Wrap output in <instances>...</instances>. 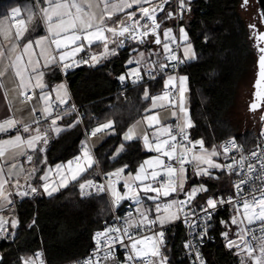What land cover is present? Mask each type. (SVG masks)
I'll use <instances>...</instances> for the list:
<instances>
[{
  "label": "snow or ice",
  "instance_id": "6c2138e0",
  "mask_svg": "<svg viewBox=\"0 0 264 264\" xmlns=\"http://www.w3.org/2000/svg\"><path fill=\"white\" fill-rule=\"evenodd\" d=\"M171 2L172 0H161L159 3H155L154 0H34L31 5L13 8L7 22L0 21V62L15 54V59L0 71V90H2L0 95L11 111V102L7 101V89L3 83V77L11 69L14 78L18 81L17 87L21 90V102L28 103L35 98L41 104L39 109L35 105L32 106L31 114L34 119L30 123L16 119L14 114L0 119V134L6 135V138H0V212L14 203L11 198L13 195L21 197L29 195L28 191H21L24 186L20 184L19 177L24 172V168L16 162L17 158L23 156L31 163L33 155L29 154V150L32 153L43 152L44 148L38 149V145L48 144L49 132L59 135L64 131V128L58 125V121L68 114V110H61V106L70 99L66 85L62 83L49 89L43 82L44 72L41 69L58 66L66 71L80 64H89V61L94 66L102 59L116 55L117 49L124 47L127 40L143 44L149 37L152 38V43L162 46L165 61L182 63L183 61L170 47V43L176 42L172 29L163 30V39L158 31L161 22L157 21V13L165 12V5L171 6ZM176 3V13L165 12L167 19H172L174 15L180 16L185 10H191L188 6L189 0H176ZM244 3L246 4L247 0H244ZM39 25L43 26V35L36 32ZM249 27L255 29L256 26L249 25ZM180 35L181 39L187 41V33L183 28L180 29ZM254 35L259 53V78L254 85L257 89L255 96L264 99V47L260 46L261 42H264V33H254ZM94 45L102 46V51L93 53L89 59H76L79 53L90 51ZM190 48L189 44L184 49L186 58H191L188 57ZM139 57V60H129L128 64L145 63L144 53H139ZM167 67H169L168 63L151 61L148 74L151 76L152 71L157 68L163 72ZM128 76L134 77L133 83L143 79L139 66L129 69V72L121 75L119 79L124 81ZM152 79H155V76H152ZM186 81V76L169 75L164 83L166 90L162 94L152 96L147 88L144 89L143 99L151 101V107L145 108V113H152L158 107H170L173 109L171 116L177 121L174 130L172 124H162L158 114H146L143 117L146 124L142 136L144 146L149 151L156 152L157 156L140 164L135 175L129 172L125 178L127 165L107 173V186L98 185L91 179L79 183L82 194L90 188H95L98 193L110 192L112 204L116 206L125 199L133 200L137 205L136 212L139 217L133 218L129 213L124 226H109L97 232L94 237L95 250L83 264H109V262L115 264L114 245L116 244L127 250L125 264H167V257L161 250L164 245V232L153 229L156 227L162 229L166 223L178 219L181 213H184L186 220L189 215L195 216V209L185 213V208L192 204L198 193L209 191L205 185L192 187L190 190L185 189L186 165H191L197 176H208L209 179L213 178V170L226 171L239 177L233 185V196L227 199L209 196L203 205L197 207L204 213V219H210L212 216L210 209L214 210L222 204L232 205L234 215L230 223L240 230L234 233L237 239H229L228 232L222 233L227 240L226 246L230 250H237L236 254L241 257L240 264H264V235H256L257 231L264 234V148L258 146V150L246 156L243 154V147L236 143L235 138L221 145L222 152L216 146H212L211 149L206 148L203 139L191 140L186 131L193 127L185 108ZM257 107V103L250 105L253 111ZM71 110H75L74 106ZM181 114H184L182 122H180ZM114 123L109 120L98 125L88 134V139L99 133L110 134L114 131ZM42 125L46 126L42 127ZM135 129L136 125H133L124 133L125 141L137 138ZM149 130H151L150 135ZM234 150L240 153L239 159L230 155ZM221 155L231 160V163L218 161L216 158ZM95 163L86 140L82 142L80 155L69 160L66 165L56 166L59 183L50 180L49 174L52 169L40 177L45 182L42 185L44 192L51 196L61 187H67L70 181L81 180L84 173ZM36 170L33 168L32 172ZM31 175L32 173H29L24 179L27 181ZM121 181L126 190L124 192L116 187ZM9 184L15 189L14 193L5 190ZM28 187L32 193L37 192L36 187L30 184ZM141 192L153 202V208L144 206ZM148 193L154 195H147ZM174 194L177 197L183 194L184 199H167ZM152 213L154 215H151ZM9 223L15 228L18 222L15 219L9 221L0 215V231H5V225ZM221 223L228 226L227 222L221 221ZM257 224L258 229L253 227ZM141 229H146L151 234H143ZM206 234L205 228L201 238ZM185 246L192 247L190 243ZM257 249L259 254H256ZM40 255L36 253L35 258H22V264H36ZM195 256L201 260V264H204L198 251L195 252Z\"/></svg>",
  "mask_w": 264,
  "mask_h": 264
},
{
  "label": "trees",
  "instance_id": "16d2710c",
  "mask_svg": "<svg viewBox=\"0 0 264 264\" xmlns=\"http://www.w3.org/2000/svg\"><path fill=\"white\" fill-rule=\"evenodd\" d=\"M34 0H0V16L10 8ZM241 0H189L190 11H185L183 23L189 41L195 51V58L185 61L182 72L188 76V108L193 127L189 136L203 139L205 147H219L225 138H235L244 150L251 146L256 131H238L228 118L239 78L247 66L253 50L249 39V28L238 11ZM153 43H131L118 54L98 66L81 64L65 73V79L75 103L83 112V126L91 129L100 122L114 121V131L104 137L93 149L96 165L84 173L79 181H72L67 187L51 196L37 190L32 197L15 198L13 215L17 219L14 235L0 239V264H17L21 255H30L41 248L46 264H63L75 259L91 247V235L97 228L105 227L112 216V202L105 192L88 196L81 195L79 183L85 179H98L96 166L103 174L114 172L124 165L125 173L133 172L147 154L139 139L123 143L122 152L113 157L116 148L122 144L121 135L139 118L150 101L143 99L144 89L150 95L162 87V77L154 80L129 84L117 83L111 79L125 71V60L130 53L140 48L148 50ZM156 45L155 48H158ZM158 52L155 61L161 60ZM152 58V57H151ZM151 58H147L151 60ZM149 65V64H148ZM151 65V64H150ZM148 66L142 67L144 72ZM69 106L67 110H69ZM68 122L75 118L67 115ZM84 137L81 124L62 131L52 138L44 152L34 153L37 167L33 182L40 187V176L46 163L52 164L75 156ZM233 174L218 170L212 179L208 176L191 177L190 184L205 185L209 191L198 193L195 201L210 194L231 191ZM122 183L117 184L120 190ZM232 211L219 210L211 220L214 240L202 245L206 264H237L238 255L226 249L222 233L232 231ZM221 221L227 222L226 227ZM184 228L176 222L164 230L162 254L167 264H189L183 250ZM119 260L121 257H116Z\"/></svg>",
  "mask_w": 264,
  "mask_h": 264
},
{
  "label": "crops",
  "instance_id": "0c3cea01",
  "mask_svg": "<svg viewBox=\"0 0 264 264\" xmlns=\"http://www.w3.org/2000/svg\"><path fill=\"white\" fill-rule=\"evenodd\" d=\"M155 1H157V0H154V2H155ZM32 3H33V2H27V3H24V4H22V5H16V6L10 8L9 11H8L6 14L0 16V21L7 22L8 19H9V13L11 12V10H12L13 8H15V7H21V8H23L25 5H31ZM94 11H98V10L94 9ZM36 32H37L39 35H43V34H44V32H43V26H42V25H39V26L37 27V29H36ZM185 32H186V30H185ZM186 33H187V32H186ZM162 39H163V38H162ZM184 41H185V40H184ZM187 41L189 42V36H188V34H187ZM183 44H184V42H183ZM110 47H115V45H110ZM155 47H156V44H154V46H153L152 48H149L148 50H146V51L148 52V54L146 55L145 63H143L142 65L128 64V61H129V60H137V58L134 57V55H135L134 53H135L136 51L130 53L129 56L127 57V59L125 60V67H126L125 71H123V72H122L121 74H119L117 77H116V76H113V74H112L111 71H108V74L111 76L110 78H111V79H115V80L117 81V83H121V84H122L123 82L129 80V79L134 78V77L128 76L124 81H121V80L119 79V77H120L121 75H126V74L129 72V69H131V68H135V67H138V66H139V67L141 68V70H142V67H144V66H146V65L149 66L148 64H149V63L151 64V61H155V60H156V55L158 54V52H159V51H160V52L163 51V48H162V47L160 48V45H159L158 48H155ZM118 50H120V49H117V54H118ZM100 51H102V46H101V47H96V46L94 45L90 51L86 50L85 52H81V53H79L78 56L76 57V59L79 60V59H80V58H79V55H81V54H88V57H87L86 59H89V57H90L93 53H98V52H100ZM191 53H192V52H191ZM193 54H194V56H193ZM182 55H183V54H182ZM113 56H115V55H113ZM113 56H109V57L106 58V59H102L99 63H96L94 66H92L91 61H89V64H86V65H88V66H92V67H95V66H98V65H100L101 63L105 62L106 60L112 58ZM148 57H149V58L152 57L151 60L147 59ZM188 57H191V58L184 59V60H185V61H190V60L194 59V58H195V53L193 52L192 54H189ZM13 59H15V54H12L11 57H6V58L4 59L3 62H0V71H2L4 68H6V67L8 66V64L10 63V61L13 60ZM41 63H43V61H41ZM80 65H81V64H80ZM76 67H77V66L71 67V68L67 69L66 71L61 70V68L58 67V66H51V67H49V68H42V69H41V70L44 72L43 82L48 86L49 89L55 88L56 86H58V85H60V84H62V83L66 85L67 93H68V96L70 97V99H68V102H67V103H69L71 100L74 101V99H73V96H72L71 90H70V88H69V86H68V82H67L66 79H65V73L68 72V71H70V70H72V69H74V68H76ZM181 76H186V77H187V81H186V84H185V87H186L185 97H187V100H186V101H188V76H187L185 73H182ZM3 83H4V85H5V88L7 89V101H10V102H11V111H9V109H8V107H7V102L3 99V96L0 95V119H3L6 115H13V114H14V116H15L16 119H18V120H22V121H24V123H30V122L34 119V117H33L32 114H31L32 106L35 105V106L37 107V109H39V108L41 107V104L38 103L37 100H36L35 98H34L31 102H28V103H22V102H21V100H22V98H21V96H20V91H21V90L17 87V83H18V81L14 78V75H13V72H12L11 69H9L8 74H7L5 77H3ZM0 91H2V90H0ZM36 91H37V93L39 92L38 89H37ZM186 101H185V108H186V110H187V115H188V117L190 118L189 108H188V102H186ZM74 102H75V101H74ZM67 103H66V104H67ZM150 107H151V101H150V103H149V105H148L147 108H150ZM172 111H173V109L170 108V107H165V108H159V107H158V108L154 109L152 113H145V111H144V113H143L139 118H137L136 120H134V121H133V122H132V123L126 128V129H125V131L122 133V135H121L122 144H120V145L118 146L119 148H118V147L116 148V150H115V152H114V154H113V157L118 156V155L122 152V150H123V148H124L123 143L129 142V141H125V140H124V133L127 132V130H128L130 127H132L133 125H136V129H135V135H136V137H137L136 139H139V140H140L143 149H144V150L146 151V153H147V154L141 159V161L139 162V164L136 166L135 170H134L133 172H130L131 174L135 175V173H136V171H137L139 165L142 164L145 160L152 159L153 157H155V156L158 155V154H157L156 152H154V151H149V150L144 146V142H143L142 136H143V134H144V132H145L146 124H145V122L143 121V117H144L146 114H149V115H150V114H158L159 119L161 120V123H162V124H167V122H168L171 118H173V117L171 116V112H172ZM69 114H70V111L68 110V114H67V115H69ZM37 115H39V112H37ZM67 115H65V116L63 117L62 120L58 121V125L61 126L62 128H64V130L70 128L69 125H73V124H75V122H76L75 120H73L72 122H68V118H69V117H68ZM183 115H184V114H181V122L183 121ZM190 120H191V118H190ZM108 121H109V120H106V121L100 122V123H98V124H95L94 126H92L91 130L94 129L95 127H97L98 125L103 124V123H106V122H108ZM137 121H140V123H137ZM33 126L35 127V125H33ZM43 126H46V125H42V127H43ZM186 130L189 131V128L186 129ZM112 132H113V131H112ZM112 132H111V133H112ZM60 133H61V132H60ZM60 133H59V134H60ZM111 133H110V134H111ZM10 134H11V133H10ZM10 134H9V135H10ZM150 134H151V130H149V135H150ZM25 135H27V134H25ZM107 135H109L108 132L99 133V134H97V136L92 137L90 140H89L88 138H86L85 136L83 137V141H82V142H84V141H86V140L88 141L89 148H90V150H91V153H92L94 159H95L94 152H93L94 147H95L96 145H98V144L102 141V139H103L104 137H106ZM56 136H57V134H55V133H53V132H49V142H50V140H51L52 138H54V137H56ZM0 138H6V135H5V134H0ZM133 140H135V139H133ZM49 142H48V143H49ZM47 146H48V144H47V145L40 144V145H38V149H39L40 147H43L44 150H45V149L47 148ZM81 148H82V143H81ZM81 148H80L79 152H78L75 156H73V157H71V158H69V159H66V160H64V161H59V162H56V163H52V164H48V163H46L45 166H44L43 172L41 173V176H43L46 172H48L49 169H52V172L49 174V175H50V180H55V181H57V183H59V178H58V175H57L56 166H57V165H66L67 162H68L69 160H73L74 157H76L77 155H80V154H81ZM121 148H122V150H121ZM197 148H198V146H197ZM43 152H44V151H43ZM43 152H42V153H43ZM117 153H119V154H117ZM29 154H30V155H33V161H32L31 163H29V162L26 160V158L23 157V156L18 157V158H17V161H16L18 164L22 165L23 168H24V172L20 175L19 180H20V184L24 186V187H22V188H25L28 192L31 191V189H27L29 184H30L32 187H36V186H35L36 184L33 182V178H34L35 172H32V170H33V168L37 169V167L35 166V163H34V153H32V152L29 150ZM223 160H224V159H223ZM223 160L221 159V162H222ZM95 161H96V159H95ZM225 162H226V163H229V160H226ZM95 165H96V163H95L93 166H95ZM186 168H187V182H186V184H185V189H186V190H190L192 187H199V186H200L199 184H190V183H189L191 177H193L194 175H196L194 169L192 168V166H191V165H186ZM96 169H97V172H98V174H99L100 170H99L98 166H96ZM217 171H218V170H213V175H214V176L216 175V172H217ZM29 173H32V175H31V177L26 181V180L24 179V177L27 176ZM100 173H101V172H100ZM128 173H129V172L124 173L125 178L128 176ZM102 174H103V173H102ZM41 176H40V177H41ZM91 180L94 181V180H96V179H91ZM14 182H15V181L13 180V183H14ZM70 182H72V181H70ZM70 182H69V183H70ZM26 183H27V184H26ZM44 183H45V182H44L43 180L40 179V187H39V189H37V190H39V192H42L45 196H49L47 193L44 192V189H43V187H42V185H43ZM69 183H68V184H69ZM121 183H122V187H121L120 191H121V192H124V191H126V190L123 188V181H121ZM116 187H117V186H116ZM36 188H37V187H36ZM63 188H64V187H61L59 190H61V189H63ZM5 190H6V191H11V192H13V193L15 192V189L13 188L12 184H9V185L6 187ZM49 190H51V189H49ZM86 190H87V189H86ZM86 190H85V193H84V194H82V192H81V190H80L81 195H83V196H88L87 193H86ZM57 192H58V191L54 192L53 194H55V193H57ZM36 193H37V192H36ZM36 193H33L32 196L35 195ZM53 194H52V195H53ZM106 195H107V196L109 197V199L112 201V197H111V195H110V192H108V194H106ZM147 195H154V193H148ZM180 195H182V194H180ZM141 196L144 197V201H143V202H144V206H145V207H147V208H153V207H154L153 202L150 201V200H148L143 192H141ZM11 198H12V200H13V202H14V199H15V198H20V196H12ZM21 198H23V197H21ZM169 198L172 199V197H169ZM169 198H167V199H169ZM135 205H136V204H135ZM13 206H14V203H13L12 205H9L8 208L10 207V210H11V211H10V214L12 215V218L15 219V220H17L16 217H15V216L13 215V213H12V211H13ZM136 208H137V205H136ZM6 210H7V209H6ZM4 212H5V210H4L3 212H0V215L4 216ZM151 215H154V213H152ZM5 216H6V215H5ZM5 216H4V217H5ZM132 216H133V218H136V219L139 218V217H138V214H137V212H136V209H135V212L132 214ZM5 218H6V217H5ZM174 223H176V219H175V220H172L170 223H166V224L163 226L162 229H161L160 227H156V228L153 229V231H160V230H163V232H164V230H165L166 228H169V227H170L172 224H174ZM5 228H6V227H5ZM10 229H11V230H10ZM14 229H15V228H13V227L10 226V225H9V228H8V225H7V228H6V230H5L6 235L3 234V235L0 237V239L3 238V237L6 238V237H8V236H13V235H14ZM134 231H135V230H134ZM140 231H141V232H145V231H148V230H146V229H141ZM149 234H151V232H150ZM39 249H41V248H39ZM43 255H44V254H43ZM154 259H155V258H154ZM109 264H112V262H109ZM115 264H121V263H120V260H119L118 258H116V260H115Z\"/></svg>",
  "mask_w": 264,
  "mask_h": 264
},
{
  "label": "built area",
  "instance_id": "2783aa9c",
  "mask_svg": "<svg viewBox=\"0 0 264 264\" xmlns=\"http://www.w3.org/2000/svg\"><path fill=\"white\" fill-rule=\"evenodd\" d=\"M161 2V0H157L155 1V3H159ZM131 11V9L129 10ZM167 11H171L173 13H176L177 11V3L176 0H172L171 2V6L165 5V12ZM186 11V10H185ZM185 11L182 13V15L180 16H176L174 15V17L172 19H167L165 17V12H158L157 13V21L161 22V28L158 30L161 33V39L163 38V30L164 28L168 27L170 29H172V34L174 36H176V42L175 43H170V47L172 48V50L175 52V54L180 58L181 61H183L182 63H177L175 61H165L164 60V53L162 51V55H161V60L160 62H164V63H168L169 67L165 68L163 72H160L159 69L157 68L156 70L152 71L151 76L148 74V69L151 67V65H149L144 72H141V75L143 76V79L140 80L141 81H148V80H154L152 79V76H155V79L158 77H162V87L160 89V91L158 93H156L155 95L158 94H162L166 89L164 88V83L167 80V77L169 75H176V76H181L182 69L185 65V60L184 57L182 55V45L184 40L181 39V35H180V29L183 28L185 31V24L183 23V15L185 13ZM152 38L149 37L147 38V41L145 43H152L151 42ZM131 43H137L136 41H132V40H127L125 42L124 47L122 48H118V49H125L128 45H130ZM88 57V54H81L79 55V58H84L86 59ZM172 65H175V67H173ZM133 79H129L127 80V82L129 84H135L133 83ZM137 82V83H139ZM177 87H178V82H177ZM29 94H31V92H29ZM153 95V96H155ZM69 108L70 113H74L75 121H80L79 124H81V126L83 127L84 130V136L86 138H88V134L92 131L91 129H85L83 126V112L80 109V105L75 103L73 100H71L69 103L61 106V110H67V107ZM74 106V111H72L71 109ZM181 122V121H180ZM177 123L175 118H171L167 124H172L174 126V130H175V124ZM187 131V130H186ZM187 133L189 134V132L187 131ZM262 133H264V119H262L258 125V128L256 130V135L255 138L251 144V146L249 147L248 150H244L243 148V154L244 155H248L250 152L252 151H256L258 150V146L264 148V135H262ZM191 140L195 141L194 139H192L190 137ZM232 138H225L223 139L220 144H219V148L221 150V152L223 151L221 145H223L225 142L231 140ZM236 141V140H235ZM236 143L238 145H241L239 142L236 141ZM242 146V145H241ZM243 147V146H242ZM230 155L232 156H236L237 159H239L240 153L237 151H232L230 153ZM252 163H255V161H251ZM229 163H231V160H229ZM259 167V165H257V168ZM239 179V177L233 175L232 179H231V184H230V188L231 191L226 192V193H217V194H210L205 196L202 199H199L197 201H195V199L193 200L192 204L188 207L185 208L184 212L188 213L191 211V209H195L196 215L192 216L189 215L188 219H185V215L184 213L180 214V217L178 219H176V222H179L182 224L183 228H184V238H183V250H184V254L187 258V261L189 262V264H201V260H198L195 256V252L198 251L200 253L201 259L204 262V264H206V261L202 255V250L201 247L202 245H204L205 243H208L210 241L214 240V233L211 230V220L214 217V215L219 211L222 210L224 208H229L232 212L231 214V218L234 215V210H233V206L230 204H222L219 205L216 209H210L209 211L212 212V216L210 219H204V213L200 211V208L197 207V205H203L206 198L209 196H215L216 198H225L227 199L229 196H233L234 195V188L233 185L234 183ZM94 182L98 185H105L107 186L108 184V176L106 174H102L99 172V178L94 180ZM21 191H27L25 188H21ZM87 195H91L94 193H98L96 191L95 188H90L86 190ZM100 193V192H99ZM106 194H108V192H105ZM32 192H29V195L27 196H23V197H32ZM21 198V197H20ZM173 198H177V199H184L183 194L179 195L178 197L174 196ZM171 198H169L170 200ZM112 202V201H111ZM112 204V203H111ZM136 209V205L135 202L131 199H125L123 201L120 202L119 206L113 205L112 204V216L108 222V224L105 227L102 228H97L93 231L92 235H91V247L84 252L83 254H81L80 256L76 257L75 259L68 261L66 263L63 264H83V262L92 255V253L95 250L96 247V243H95V234L99 231H103L104 229H106L109 226H115V227H121L124 226V221L128 218L129 213L133 214L135 212ZM247 222H245L246 224ZM243 226V225H242ZM5 227L7 228V225H5ZM253 227L255 228H259V225H253ZM206 228L207 230V234L203 236V238H201V233L203 232V230ZM240 229L237 227L232 231H228L229 233V239H237V237L234 235V233L238 232ZM134 231V230H133ZM143 234H149V231H145L142 232ZM6 235L5 231H0V237L1 235ZM257 236L260 235H264L262 233H260L259 231L256 232ZM4 238V237H3ZM250 239V237H249ZM191 244L192 247H186V244ZM223 244L225 246L226 249L230 250L226 245H227V240L224 238ZM114 249H115V257H121L120 259V263L121 264H125V258H126V252L127 250L123 247H121L119 244L114 245ZM231 252H233L234 254H236L235 249H231ZM36 253H40V257L39 259L36 261V264H46L45 263V259H44V255H43V251L42 249H37L35 252H33L32 254L26 256V255H21L19 262L17 264H22V258H28V257H33L35 258V254ZM259 253L258 249L257 252Z\"/></svg>",
  "mask_w": 264,
  "mask_h": 264
},
{
  "label": "rangeland",
  "instance_id": "374dc122",
  "mask_svg": "<svg viewBox=\"0 0 264 264\" xmlns=\"http://www.w3.org/2000/svg\"><path fill=\"white\" fill-rule=\"evenodd\" d=\"M257 7H258V4L256 0H247L246 4L244 3V0H241L238 6V11L240 15L243 17L245 23L247 24L249 28V31H248L249 39L251 40L252 43H254L253 50L247 61L248 64L246 66V69L244 70L242 76L239 78L237 82L233 103L231 107L229 108V110L227 111L228 118L231 120L233 125L237 127L238 131H244L247 129L249 130L252 129L256 131L262 119L263 112H264V100H262L261 102H257L258 107L254 111L250 109V105L256 102V98H255L256 88L254 85H255L256 78H257V72H258V62L257 61H258V56H259L258 49L256 47L257 41H256L254 33L258 34L263 28L261 20H260V13ZM249 25H255L256 27L255 29H253V28H250ZM164 29H170V28L166 27ZM189 44L191 45V48L189 50L188 56L189 54H192L193 52L195 53L190 41L189 42L184 41V44L182 45V54H183L184 59H188L185 57L184 49ZM161 47L162 46L160 45V48ZM141 52L144 53V61H145L146 55L148 54L146 49L140 48L138 51L134 53L135 54L134 57L137 58V60H139L140 59L139 53ZM186 100H187V97H185V101ZM217 149L221 151L219 147H217ZM216 159L220 162H221V159L222 160L224 159L222 161L223 163H226L225 161L227 160L225 156L223 155L217 157ZM27 189H30V188L28 187ZM13 196H16V195H13ZM10 211L11 210L9 207L4 212V216L6 215L5 217L9 221L13 219L12 215L10 214ZM7 225H8V228H9V225L11 226L10 223ZM234 226L235 228H237L236 225ZM256 254H259V253H256ZM240 259L241 257L238 256L237 264H240Z\"/></svg>",
  "mask_w": 264,
  "mask_h": 264
},
{
  "label": "water",
  "instance_id": "95a60500",
  "mask_svg": "<svg viewBox=\"0 0 264 264\" xmlns=\"http://www.w3.org/2000/svg\"><path fill=\"white\" fill-rule=\"evenodd\" d=\"M256 2L258 4V7L257 8H258V11L260 13V20H261V23H262V26H263L262 30L259 33H264V0H256ZM261 45L264 47V42L263 43L261 42ZM258 72H259V66H258ZM258 72H257V78H256V80L259 78L258 77ZM262 119H264V112H263V115H262ZM1 259H2V254L0 252V261H1Z\"/></svg>",
  "mask_w": 264,
  "mask_h": 264
},
{
  "label": "flooded vegetation",
  "instance_id": "af4514ba",
  "mask_svg": "<svg viewBox=\"0 0 264 264\" xmlns=\"http://www.w3.org/2000/svg\"><path fill=\"white\" fill-rule=\"evenodd\" d=\"M262 43H263V42H262ZM260 46H262V45L260 44ZM262 47H263V46H262ZM256 91H257V89H256ZM256 91H255V92H256ZM255 98H256V102H255V103H257V102H261L262 100H264V99H262V98H258V97H256V96H255Z\"/></svg>",
  "mask_w": 264,
  "mask_h": 264
}]
</instances>
